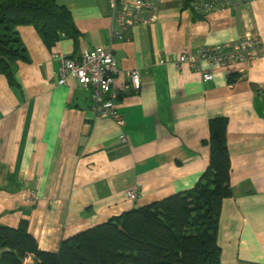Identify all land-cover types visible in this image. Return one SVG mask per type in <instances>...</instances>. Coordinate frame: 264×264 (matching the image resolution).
I'll list each match as a JSON object with an SVG mask.
<instances>
[{"label": "crops", "instance_id": "0c3cea01", "mask_svg": "<svg viewBox=\"0 0 264 264\" xmlns=\"http://www.w3.org/2000/svg\"><path fill=\"white\" fill-rule=\"evenodd\" d=\"M110 1L56 0L79 37L50 49L33 27L18 28L28 58L16 65L19 87L0 74V224L28 220L38 247L55 252L63 239L189 190L208 163L207 120L224 116L232 197L218 217L219 264H264V0H227L203 15L181 0H159L153 22L126 30ZM112 28L123 39L112 38ZM247 29L262 43L258 61L223 68L199 58L202 48L234 45ZM106 45L117 64L111 88L121 126L99 116L77 82L58 85L54 54L77 60ZM182 54L196 63L179 64ZM134 69L141 86L127 93ZM229 72L241 74L233 85Z\"/></svg>", "mask_w": 264, "mask_h": 264}, {"label": "trees", "instance_id": "16d2710c", "mask_svg": "<svg viewBox=\"0 0 264 264\" xmlns=\"http://www.w3.org/2000/svg\"><path fill=\"white\" fill-rule=\"evenodd\" d=\"M181 1L203 15L204 3L223 5L227 0ZM28 26L48 49L62 38L76 41L79 37L69 11L56 0H0V74L14 88L20 85L17 63L28 61L18 28ZM240 78L241 74L229 72L226 83L233 85ZM207 125L209 136L202 144L208 147V163L193 188L63 239L55 252L38 247L28 220L21 219L16 228L0 224V264H23L27 258H32V264H219L218 217L222 201L232 197L228 119L209 117Z\"/></svg>", "mask_w": 264, "mask_h": 264}, {"label": "built area", "instance_id": "2783aa9c", "mask_svg": "<svg viewBox=\"0 0 264 264\" xmlns=\"http://www.w3.org/2000/svg\"><path fill=\"white\" fill-rule=\"evenodd\" d=\"M247 1V0H240ZM159 0H135L132 4L118 7L116 0L110 1V8L114 13V21L120 29H130L136 24H149L153 22L158 13ZM222 5L219 1H208L202 8L205 13L213 11ZM147 15L146 18L143 15ZM112 38L121 40L123 35L116 29L111 30ZM262 43L252 30L247 29L240 33L234 45L221 44L204 47L199 52V58L216 63L227 68L237 64L245 66L258 61ZM53 58L60 63L58 85L63 86L68 81H75L90 97L92 108L101 117L111 118L117 125H122V118L116 111V94L112 91V83L117 73V64L112 55V46L106 45L83 51L79 59H69L64 54H54ZM197 58L193 55L182 54L177 59L180 63L194 65ZM129 86L125 88L138 91L140 89V75L138 70L128 72ZM202 80H212L210 73L202 74ZM112 93V94H111ZM127 200L136 198V192L126 194Z\"/></svg>", "mask_w": 264, "mask_h": 264}, {"label": "rangeland", "instance_id": "374dc122", "mask_svg": "<svg viewBox=\"0 0 264 264\" xmlns=\"http://www.w3.org/2000/svg\"><path fill=\"white\" fill-rule=\"evenodd\" d=\"M23 264H32V259L30 260V258H27L23 261Z\"/></svg>", "mask_w": 264, "mask_h": 264}, {"label": "water", "instance_id": "95a60500", "mask_svg": "<svg viewBox=\"0 0 264 264\" xmlns=\"http://www.w3.org/2000/svg\"><path fill=\"white\" fill-rule=\"evenodd\" d=\"M251 89L253 92H257V88H256V85L255 84H251ZM133 93H135V91H133Z\"/></svg>", "mask_w": 264, "mask_h": 264}]
</instances>
